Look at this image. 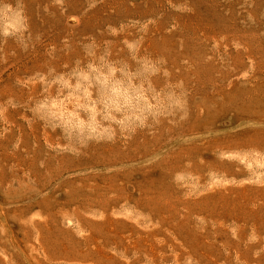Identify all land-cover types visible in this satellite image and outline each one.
Instances as JSON below:
<instances>
[{
    "label": "rangeland",
    "instance_id": "rangeland-1",
    "mask_svg": "<svg viewBox=\"0 0 264 264\" xmlns=\"http://www.w3.org/2000/svg\"><path fill=\"white\" fill-rule=\"evenodd\" d=\"M0 264H264V0H0Z\"/></svg>",
    "mask_w": 264,
    "mask_h": 264
}]
</instances>
